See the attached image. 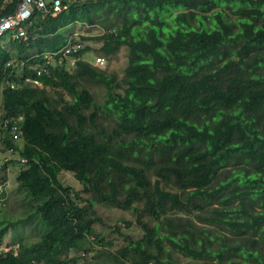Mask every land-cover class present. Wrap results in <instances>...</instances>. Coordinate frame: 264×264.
<instances>
[{"label": "trees", "instance_id": "16d2710c", "mask_svg": "<svg viewBox=\"0 0 264 264\" xmlns=\"http://www.w3.org/2000/svg\"><path fill=\"white\" fill-rule=\"evenodd\" d=\"M61 1L67 7L40 19L29 46L0 37L1 150L25 159L2 167L21 164L16 178L32 207L11 224L35 215L38 225L32 240L13 233L17 254L1 261L75 264L69 251L87 252V236L104 245L98 218L78 204L84 193L88 205L143 202L154 220L138 221L143 235L123 247L127 264H167L170 251L264 264V0ZM83 22L105 29L91 37L105 55L126 47L122 76L78 59L40 76L42 87L6 85L17 79L8 62L32 74L27 64L40 58L29 48L58 50L69 37L60 29ZM87 83L103 88L100 103ZM46 87L69 98L52 105ZM63 171L81 190L60 181Z\"/></svg>", "mask_w": 264, "mask_h": 264}, {"label": "rangeland", "instance_id": "374dc122", "mask_svg": "<svg viewBox=\"0 0 264 264\" xmlns=\"http://www.w3.org/2000/svg\"><path fill=\"white\" fill-rule=\"evenodd\" d=\"M68 28V30L64 31L67 35L77 34L78 36H96L100 35L104 31V28H102L100 25L86 26L81 23L70 24L68 25ZM8 46L13 48L11 45ZM85 46H88V48L91 49V51L87 52L84 55L85 59H88L92 62V64H95L94 56L101 54L106 57V63L103 68H105L109 72H115L119 76L123 75L127 59V49L125 46H121L117 52L111 55H104V53L100 50L102 46V41L100 40L91 39L90 45L88 43H85ZM13 54L15 53L13 52ZM72 60L74 59L70 58L68 62V69H70V64H73L71 62ZM16 72L19 74L20 70L17 68ZM86 87L96 97V103H100V101L103 99V88L92 85L90 83H87ZM47 97L52 105L59 106L61 104L60 98L63 97L65 99H68L69 95L64 91L57 93L54 90L48 88ZM102 121L106 124L105 118H102ZM2 148L3 146L0 142V159L2 158L4 153V151L1 150ZM20 167L21 164L19 163H9V165L6 166L7 169L5 168L0 172V181H5L4 183H0V185L2 186V188H5L4 192L6 193V199L0 202V227L6 224V222L8 221H13L16 218L25 217L28 214V211L32 209V207L27 208V205L29 206V203L31 202V198L26 193V190L18 186L16 183L15 178ZM60 181L65 186L73 189L74 191L81 190V184L70 172H61ZM15 187H17L18 190H16L15 195L11 196V193L14 191ZM81 195L83 198L78 199V204L85 207L86 212L89 213L87 214L89 217L98 218V221H95L92 227L94 231L100 232V235L105 244L103 245L102 242L98 241V239L95 240L93 236H87V239L83 243L84 248L87 250V252L80 251L76 253L75 250H70L69 255L74 256L75 258L77 256L78 261L75 264H117L114 262V260L110 259V252L120 257L121 260L125 261V263L127 264V261L130 259L122 256V253L124 252L122 250L130 240H137L142 237L143 229L141 228L140 224H138V221H152L150 225L154 224V220L150 219L147 210L142 207L143 202H139L132 208L127 209L104 203H94L93 205H88L84 199L88 196L84 193H82ZM1 198H3V196L1 197L0 195V199ZM35 217V215L31 216L30 219L27 220L29 221L27 224L19 223L17 228L14 230V233L17 237L23 238L25 240H32V238L34 237V233L32 231L38 227L37 223L35 222ZM126 222H129L128 226H126ZM117 225L120 226L118 231L116 228ZM45 229L46 226L44 225L43 231H45ZM38 239L39 238H37L36 240ZM125 254L129 255L130 252H126ZM166 255L167 252H164L163 257ZM168 257L169 260L167 264H215L214 260L212 262H208V260L198 261L189 259L182 256L176 251H170Z\"/></svg>", "mask_w": 264, "mask_h": 264}, {"label": "clouds", "instance_id": "9594fccd", "mask_svg": "<svg viewBox=\"0 0 264 264\" xmlns=\"http://www.w3.org/2000/svg\"><path fill=\"white\" fill-rule=\"evenodd\" d=\"M18 1L19 0H11V2L3 10L2 14L13 13ZM42 1L44 3V7L42 9H37L36 7L31 8L30 14L28 17H26L22 21H20L19 24L16 25L15 27L9 28L6 31H4L2 34H0V37L5 36L6 40H9V38H10L13 41H16L17 43L23 42L26 46H29L30 42H34V40L37 39L40 35L39 31H40L41 27H38L40 19H42L44 16H46L48 14H50L51 16H57L67 7V5L65 3H63L61 0H42ZM55 1L59 2V4H58L59 10L55 9V5H56ZM69 1H72V0H69ZM81 24L89 26L88 24H86L84 22ZM91 26H94V25H91ZM20 29H23L28 33L26 38H23L22 36L18 35V30H20ZM68 29H69L68 27L65 29L62 28V29H60V32H62L64 35H67L64 31H66ZM81 36H84V35H79V36L77 34L69 35L66 43L63 44L58 50L42 51V52L36 53L35 47L32 46L28 50V53L30 55L29 58H33L36 56L40 58L39 62H30L29 64H27V67L30 70H32L33 73L32 74H23L22 70H23L24 63L22 61L12 60L11 62H8L7 65L10 64L14 67V70H15L14 76L17 79H6V85L12 89L19 88L23 85L42 87V83L39 80V77L44 76V75H49L55 68L60 67V66H65V68L67 70H69L67 68V66H68V62H69L70 58L74 59L71 61L73 64L72 65L70 64V68H72V66L75 64L76 60L83 59V60L88 61L89 63H91V65H93L95 67L105 69V68H103V66L106 63V60H105L106 57L105 56H103L101 54L95 55L94 56L95 64H92V62L90 60L85 59L84 55L87 52L91 51V49L88 48V46H85V43H88L90 45L91 40H81L80 39ZM87 37L91 38L94 36H87ZM78 38H79V40H77ZM91 39H93V38H91ZM73 45H79V47L75 50L72 49L71 51L67 52L66 49L69 47L71 48ZM84 48H86V49L88 48V50L85 51L82 55H78V52ZM17 68L20 70L19 74L16 72ZM42 68H46L47 72H42V73L38 74L37 70H40ZM26 79H28V80H26ZM1 86H3V84H1ZM17 119L19 121H21L22 116L19 115V117ZM8 135L12 136L13 138L16 139L14 133H10ZM10 152H11L10 148L7 150H4L3 156L0 159V172L3 169H5L7 165H9V162H7L6 163L7 165L5 167L4 166L2 167L3 161L13 160V159L20 160L21 162L25 161V159H23L21 157L17 158L16 156H12ZM16 177H17V175H16ZM15 179H16L17 185L20 186L18 181H17V178H15ZM4 182H5L4 180L0 181V183H4ZM4 189L5 188H2V186L0 185V195H1V197L3 196V198L0 199V202H2L3 200L6 199V193L4 192ZM16 190H18L17 187H15L14 191L11 193V196L15 195ZM26 193H27V191H26ZM17 219L18 218L14 219L13 221H17ZM13 221H8V222H6V224L3 225V226L7 225V232H6V234L3 235V237L0 240V264H4L1 261V259L5 255L17 254V249H16L17 244L13 242V240H14L13 239V233H14V230L19 225V223L15 224V229H14L13 225L11 224V222H13ZM3 226H1V227H3ZM26 264H41V262L32 258ZM149 264H151V263H149Z\"/></svg>", "mask_w": 264, "mask_h": 264}, {"label": "built area", "instance_id": "2783aa9c", "mask_svg": "<svg viewBox=\"0 0 264 264\" xmlns=\"http://www.w3.org/2000/svg\"><path fill=\"white\" fill-rule=\"evenodd\" d=\"M11 2V0H0V34L6 31L9 28L15 27L22 21L24 18L28 17L30 14V9L36 7L37 9H42L44 7V3L42 0H19L16 4L13 13L2 14L3 10L6 6ZM55 9L59 10V2L55 1ZM27 32L23 29L18 30V35L23 38L27 37ZM79 47V45H73L71 48H67V52L72 49L75 50ZM42 72H47L46 68H42L37 70V73L40 74ZM28 80V79H26Z\"/></svg>", "mask_w": 264, "mask_h": 264}]
</instances>
